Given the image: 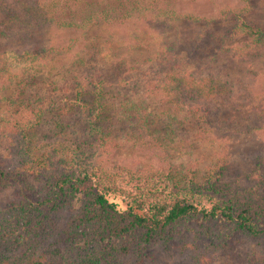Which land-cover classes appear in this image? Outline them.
<instances>
[{"label": "rangeland", "instance_id": "rangeland-1", "mask_svg": "<svg viewBox=\"0 0 264 264\" xmlns=\"http://www.w3.org/2000/svg\"><path fill=\"white\" fill-rule=\"evenodd\" d=\"M104 1L113 6L118 3ZM250 3L243 15L263 26L264 0ZM225 5L247 7L243 0L176 1L179 11L212 18L210 28L218 33L232 24L230 19L218 18L219 7ZM67 15V11L63 13ZM167 18L135 14L115 22L92 21L85 27L44 26L30 33L20 30L2 40L0 156L9 162L7 168L24 170L26 175L44 173L50 168L51 155L63 159L60 168L75 165L77 174L80 166L90 170L100 166L118 174L121 167L144 170L172 164L183 172L194 170L200 179L216 173L217 199L256 206L263 202L264 99L242 111L234 110L227 101L238 99L235 94H241L242 85L251 86L252 95L264 96V46L210 62L219 43L203 35L202 23H167ZM243 40L244 36L235 39ZM51 46L61 48L49 53ZM36 48L45 52L36 54ZM171 73L183 74L187 80L179 87L178 102L167 101ZM189 77L197 85L203 78L231 85L225 83L229 91L207 100L200 97L202 91L190 87ZM100 88L105 94L102 97ZM97 102L103 111L97 122L108 133L105 143L93 130ZM187 108L196 115L187 114ZM30 109L42 112L40 122H34L37 119ZM21 120L25 121L21 126L27 130L26 139L13 131L14 122ZM126 173L125 179H133L134 175ZM14 198V194L2 196ZM72 202L79 207L82 194ZM3 207V214L10 216ZM68 214L71 211L65 210L46 217L41 210L44 226L37 227V221L27 225L35 243L49 245L53 237L39 232L57 230L67 222ZM257 224L264 226V218ZM206 225L209 232L201 230ZM183 233L185 238L170 252L158 244L152 250L156 262L147 257L143 264H264V235H247L220 215L208 221L190 219Z\"/></svg>", "mask_w": 264, "mask_h": 264}, {"label": "trees", "instance_id": "trees-1", "mask_svg": "<svg viewBox=\"0 0 264 264\" xmlns=\"http://www.w3.org/2000/svg\"><path fill=\"white\" fill-rule=\"evenodd\" d=\"M176 1L118 0L117 6H113L104 0H0V42L20 30L30 33L44 26L85 27L92 21L115 22L135 14H150L168 17L167 23L201 22L203 35L219 43L210 62L228 55L237 57L264 46V25L243 15V11L249 9L250 0H243L247 7H219L218 18L232 20L231 27L223 33L210 28L214 21L212 18L188 10L179 11ZM66 11L68 15L65 17L63 13ZM240 36L245 40L235 41ZM60 48L51 46L48 51L54 53ZM44 52L43 48H36L34 53ZM193 77H189L190 87L199 93L202 91L200 97L207 100L216 99L230 89L225 80L203 78L199 80L202 84L197 85ZM168 80L167 101L178 102L179 87L187 80L180 73H171ZM98 92L101 97L105 95L102 88ZM251 92V86L242 85L241 94H235L238 99H229L227 104L234 110L251 109L264 99V96H254ZM99 105L97 102L94 107L98 116L93 130L105 143L107 132L97 122L103 114ZM30 111L37 119L34 122H40L42 112L38 109ZM186 112L190 116L196 115L190 108ZM145 117L146 114L141 115L142 119ZM24 122L15 121L13 131H18L26 139L27 130L21 126ZM5 160L0 156V264H129L131 261L143 264L147 257L155 263L153 248L159 244L170 252L180 238H185L186 222L197 217L208 221L220 215L234 222L236 229L247 235H264V226L257 224L258 219L264 218V201L256 206L248 201L237 203L231 198H215L217 190H220L214 176L216 173L200 179L194 170L183 172L179 166L168 164L144 170L121 167L118 174L108 173L100 166L95 170L80 166L77 174L75 165L71 163L60 168L63 159L51 155L49 169L45 171L41 166L44 173L26 175L24 170L8 169ZM125 172L134 175L133 179H125ZM79 193L83 196V203L75 207L72 198ZM5 194H14L15 198L2 199ZM3 206L9 210L10 216L3 214ZM41 210L46 212V217H50L52 212L63 214L65 210L71 211L67 222L57 230L39 232L41 236L48 234L53 237L46 247L35 243L27 226L35 221L38 222L37 227L42 226L44 217L40 219ZM201 230L209 232L210 226H202ZM126 235L131 237L119 244L114 243Z\"/></svg>", "mask_w": 264, "mask_h": 264}]
</instances>
